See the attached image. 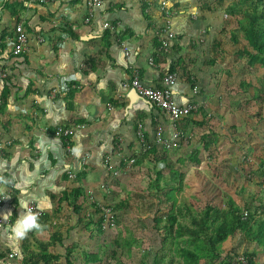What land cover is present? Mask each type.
<instances>
[{
  "label": "crops",
  "instance_id": "0c3cea01",
  "mask_svg": "<svg viewBox=\"0 0 264 264\" xmlns=\"http://www.w3.org/2000/svg\"><path fill=\"white\" fill-rule=\"evenodd\" d=\"M41 1V6L27 7L26 12H21L18 22L6 7L8 18L4 17L5 12L0 18L4 24L0 40L5 38L0 48V64L6 67L9 75L6 84L0 83V95L4 87L13 85L8 88V102L0 117V191L8 195L5 199L0 196V214H12L9 223L0 230V248L6 252L12 247L7 244L11 242L10 225L24 212L19 207L21 203L34 204L43 212L46 216L41 222L43 231L64 207L71 209L72 217L78 222L71 202L62 197L76 190L80 192L83 200L79 203L84 205L85 211L80 209L79 215L91 213L88 208L92 205L88 206L86 200L90 193L95 200L103 197L113 202L122 190V175L132 170V167L126 168L123 159L140 150L137 126H142L149 144L157 126L162 125L166 134L170 133L158 110L143 100L132 104L128 98L131 90L122 89L121 84L131 78L133 70L138 71L143 85L153 88H160L166 74H176L173 94L177 104L198 105L199 110L191 119L196 118L201 124L206 117L204 125L180 123L185 131H194H187L192 142L186 147L204 131L209 134L205 130L209 124V86L202 74L192 69L197 61V45L192 47L190 44L194 40H187L189 34L194 35L198 19L189 18L193 21L190 25L185 19L187 16L178 13L172 19L176 41L172 42L169 52L158 53L155 31L164 20L159 6L165 0H103L102 9L95 12L88 25L84 23L87 17L85 0ZM169 3H176V0ZM180 3L175 7L186 11L182 8L184 3ZM103 21L119 23L120 32L115 37L106 35L101 27ZM20 22L29 37L28 52L15 56L7 41L13 38V28ZM206 29L199 34L206 35ZM38 36L44 39L42 44ZM151 58L152 66L149 64ZM171 68L175 71L170 72ZM202 110L205 113H201ZM73 124L85 126L70 138L71 150L76 146L81 148L79 157L67 154L62 140L53 136L56 129ZM86 155L88 159L82 165ZM146 156L137 157V160L142 162ZM106 157L115 169H119V177L113 178L108 172ZM69 173L75 177L69 178ZM130 184L131 180H127L124 187ZM211 185L217 189L216 184ZM104 192L108 193L106 197ZM145 197L149 199L148 194ZM73 226L70 229L81 227L78 223ZM32 238V249L23 245L28 252L36 251L37 242L47 243L40 237ZM263 253L258 252L256 256Z\"/></svg>",
  "mask_w": 264,
  "mask_h": 264
},
{
  "label": "rangeland",
  "instance_id": "374dc122",
  "mask_svg": "<svg viewBox=\"0 0 264 264\" xmlns=\"http://www.w3.org/2000/svg\"><path fill=\"white\" fill-rule=\"evenodd\" d=\"M35 1L38 3L41 0ZM235 1L224 0L221 8L217 5V0H176V3H184L182 8L186 9L184 15L187 16L185 19H188V23L193 22L190 21L193 20V15H197L194 35L186 36L187 40L193 39L197 45L195 50L197 61L194 64L195 67L192 65V69L194 72L202 74L203 79L208 82L209 118H213L205 128L211 136L209 151L204 150L203 141L199 135L200 142H196L199 139L194 141L184 156L181 153L173 154L176 152H172L170 158L173 160V168L179 171L182 179L170 182L168 186L179 190L178 193L177 191L175 193L178 201L184 197L191 200L200 197L203 202L206 195L202 193V181L207 180L211 184L217 185L218 196L222 198L225 206L228 199L234 200L242 206L244 200L252 192L258 190L261 174L264 173V104H262V102L264 103V65L261 62L262 59L257 60L254 65L246 64L245 60H235L234 57L225 55L213 44L214 38H218L224 50L228 47L227 40L232 34H235L242 44L246 43L245 31L239 27L237 19L224 12L225 8L234 4ZM6 2L23 3L28 8L35 6V2L28 4L24 0H0V18L3 16L1 13L4 12V17L8 18L9 16L4 6ZM170 2L173 3L172 0ZM173 8L177 9L174 4ZM209 9L215 11L211 13ZM242 23L246 28L247 21ZM3 25L0 22V33ZM15 27L16 25L14 30ZM203 29L207 30V34L204 36L199 34ZM43 49L45 50V47ZM234 50L237 48L232 51ZM252 94L261 97L262 101L254 100ZM187 131L194 132L193 129ZM196 131L198 130L196 129ZM195 134L197 135V132ZM191 150L198 151V163L192 159ZM155 170L168 177L169 171L162 163L154 167L152 162L142 160L140 172L132 169L122 175L120 179L122 180V190L120 189L119 196H116L113 202H109L103 197H97V202L116 209L114 212L116 219L110 228L105 227L99 231L96 222L99 221L100 216L95 215L89 229L84 228L83 225L76 229H70L77 224L76 217H72L70 208L64 207L58 216H54L55 219L49 224L47 230L29 233L23 240L11 239V242L7 244L12 247L9 246L7 252L0 248V255L5 257L0 259V264H22L23 257L29 251L27 249H32V236L40 237L45 242H51L50 238L56 231L62 233L64 242L63 245L56 243L51 252L63 256L65 251L61 245L73 248L75 256L72 258V264H86L81 258L83 253L99 254V262L92 264H129L130 259L133 260L131 264H138L141 259L146 264H151V259L159 254L160 244L159 238L151 228L152 221L147 217L155 213L156 203H153L154 207L151 208V211L146 210L147 206L137 209L136 205L139 200L135 194L143 191L142 199L147 200L145 196L148 193L146 191L152 178L156 177ZM127 180H131V184L125 188L124 184ZM162 186L167 187L165 184ZM109 191L112 190L109 189ZM107 194L104 192L105 197ZM119 201L128 202L132 209H117ZM88 210L91 213L85 212L80 215V218L81 216L87 218L89 214H93L92 207H89ZM142 219L144 223H142ZM126 242L131 243L134 252L128 250ZM23 245L30 247L24 248ZM234 250L240 254L242 246L229 239L219 247L220 257L223 258L226 252ZM255 259L256 264H262L264 253L257 255ZM177 261L178 259L175 260V262ZM58 264H66L64 258ZM201 264L206 263L201 262Z\"/></svg>",
  "mask_w": 264,
  "mask_h": 264
},
{
  "label": "trees",
  "instance_id": "16d2710c",
  "mask_svg": "<svg viewBox=\"0 0 264 264\" xmlns=\"http://www.w3.org/2000/svg\"><path fill=\"white\" fill-rule=\"evenodd\" d=\"M30 1L35 2L36 6H41L43 4L42 1L37 3L34 0H24L26 3ZM141 3L143 2L141 1ZM223 3L224 0H217V5L221 8ZM144 5L146 6V4ZM176 5H178V3H176ZM5 7L8 9L10 16L16 18L17 22L20 21L21 12L28 10L27 6L23 3L9 4L6 2ZM213 11L215 10L209 9V12L212 13ZM224 12L227 13L228 16L237 19L239 27L245 31L246 43L242 44L237 36L232 34L227 40L228 47L224 50L222 49L221 41L218 40V38H214L213 44L215 48L221 50L227 56L234 57L235 60H245L246 64L248 63L250 65H254L257 60L259 61L262 59L261 62L264 65V0H236L234 4L227 6ZM245 20L247 21L246 28L243 27L242 23ZM13 33H15V30ZM106 33V35L109 34L108 32ZM74 38L76 41L78 40V38ZM4 40V37L0 40L1 49ZM234 48H237V50L232 51ZM212 64L214 63L212 62ZM174 71V68L170 69V72ZM8 81L9 80L3 81V84H6ZM11 85L12 84L8 85L9 87H4L0 95V117L4 115L9 98L8 88L13 87V85ZM242 87L244 86L242 85ZM68 95L71 96L69 93ZM252 98L262 101L261 97H257L256 95H253ZM262 104L264 103L262 102ZM201 113L205 112L202 110ZM195 119L196 118L192 120L190 116L186 118L184 122H192L195 126L201 127L204 125L206 117L203 118L201 124H198V121ZM210 120L212 121L213 118L210 117L209 121ZM201 139L203 141L204 150H208L211 143L209 141V139H211L210 134L204 132ZM69 143L71 142L69 141ZM189 148L190 147L180 148L181 150L177 149L173 151L176 152L173 154L181 153L184 156L186 150ZM190 152L193 154L192 159L198 163V151L191 150ZM171 156L172 152L168 153L160 148L153 149L149 152L145 158L150 160L154 167L162 163L169 171L168 177H165V174L163 175L162 172H157L155 170L154 173L156 177L152 179L148 188L149 199L143 201L141 196L143 195L142 191L135 194L139 200L136 205L137 209L147 206L148 208H146V210L149 209V211H151V208L154 207L153 203H156V205L154 204L156 207L155 213L150 214L151 216L147 218L151 219V228L159 238L160 250L159 254H156L151 259V264H201V262H205L206 264H216L217 262H219L218 264H229L231 257L239 254L237 250H234L226 252L223 258L220 257L219 247L229 239L242 246V252L240 254L247 256L250 259V264H256V254L258 252H264V191L259 189L252 192V194L244 200L242 206L237 205L231 199H228L225 206L222 198L218 196V191L215 186L209 184V181L203 180L202 193L206 195L203 202L200 200V197L195 198V200L184 197L178 201L175 197V193L176 191L178 193L179 190L168 185H170V182L180 181L182 175L178 170H174L175 168H173ZM141 164L142 162L137 160L133 164L132 169L140 172ZM261 175V180H263L264 173ZM164 184L167 187H163L162 185ZM62 199L71 202L74 214L78 215L77 223L80 226L83 225L86 229L92 226L93 217L100 214V210L95 207L93 214H91L89 218H80L79 214L81 210H85L83 209L84 205L79 203L83 197L78 190H76L74 194L71 193L62 197ZM116 208L131 210L132 206L128 202L119 201ZM115 210L112 209V220L116 219ZM45 219L46 216L42 215L40 217V222H43ZM101 223L102 220H100L99 217V221L96 222L99 231L101 230ZM142 223H144L143 219ZM50 239L51 242L47 243L37 242L36 251L26 253V256L23 257L22 264H58L63 258L66 264H72V258L75 256L73 254L74 249L62 246V233L55 232ZM56 243H62L61 247L64 248L65 255L62 256L61 254L51 252V249L55 248ZM126 246L130 252H134L131 243L129 244V242H126ZM76 255L78 256V254ZM2 257L4 256L0 255V259ZM81 258L86 264L98 263L100 259L99 254L88 253L81 254ZM176 259H178L177 262H175ZM140 261L141 262L138 264H146L142 259ZM132 262L133 260L130 259L129 264ZM262 264H264V260Z\"/></svg>",
  "mask_w": 264,
  "mask_h": 264
},
{
  "label": "built area",
  "instance_id": "2783aa9c",
  "mask_svg": "<svg viewBox=\"0 0 264 264\" xmlns=\"http://www.w3.org/2000/svg\"><path fill=\"white\" fill-rule=\"evenodd\" d=\"M45 1L52 3L56 0ZM170 1L171 0H165L159 6V12L164 20L162 21V24L159 26V28H157L155 31L159 42V46L157 47L158 53H167L171 49L172 42L176 41L177 38L176 34L172 31V19L177 16L178 13L181 15L184 14L182 10L169 8ZM103 5V0H85V11L87 17L85 18L84 23L86 25L90 24L94 18L95 12L101 10ZM192 19L196 20L197 17L193 15ZM120 26L121 25L119 23H113L109 21H103L101 24L102 31L109 32V34H111L113 37H115L117 33L120 32ZM42 41L43 39L39 37L38 42L41 43ZM8 44L11 46V53L15 56L20 55L22 52L28 51L27 36L25 34L22 22L16 25L15 34L13 38L8 40ZM128 55L129 54L126 52V56ZM149 64L151 66L153 65L152 58L150 59ZM7 76L8 74L6 68L4 66H0V82L5 80ZM176 82V74L168 73L162 78L160 88L148 87L142 84L138 71L133 70L131 78L121 84V87L124 91L134 90L142 100L158 110L170 128V133L166 134L165 128L162 125L157 126L152 143L149 144L143 135L142 126H137L136 136L140 150L130 155L129 158L123 159L124 164L127 166L126 168H131L137 160V157L139 158L140 156L148 155V153L153 148H160L169 153L181 148L184 144H187L191 138V134H189V132L183 131L181 129L180 123L184 122L186 118L196 114L199 110V107L197 104L192 103L186 104L184 106L177 104L173 94V88L175 87ZM76 128L83 129L84 126H79ZM74 131V128H58L54 135L56 138L67 139L73 135ZM66 151L69 155H73L69 145H66ZM86 159H88V155H86L82 160V165L85 164ZM109 162L110 160L107 157L105 159V164L107 165L109 172H111L113 178L119 177V169H115ZM68 175L69 178H74L73 174L70 173ZM259 188L261 191H264V179L260 181ZM87 200L90 201L93 209L96 207L100 210L99 216L100 220H102L101 230H103L105 227L110 228L111 225H113V221H115L111 219L112 208L97 202L92 193L88 194ZM28 206L34 211H38L40 217L42 216L41 210L38 209L36 205L28 204ZM8 223V220H0V230H2ZM229 264H250V259L243 254H238L231 257Z\"/></svg>",
  "mask_w": 264,
  "mask_h": 264
},
{
  "label": "clouds",
  "instance_id": "9594fccd",
  "mask_svg": "<svg viewBox=\"0 0 264 264\" xmlns=\"http://www.w3.org/2000/svg\"><path fill=\"white\" fill-rule=\"evenodd\" d=\"M172 2H173V0H172ZM174 5H176V3H173ZM173 4H170V7H172L173 8ZM183 12H184V14H185V12L186 11H184L183 10ZM196 17H197V15H195ZM24 28V27H23ZM24 31H25V34H26V36H27V41H28V43H29V37H28V34H27V32H26V30L24 29ZM15 34V33H14ZM14 34H13V36H14ZM37 38H39V36L37 37ZM40 38H42V37H40ZM43 39V38H42ZM44 42V39H43V41L40 43V44H42ZM193 43V44H192ZM7 44H8V41H7ZM9 45V44H8ZM191 45L192 46H194V45H196V42L195 41H193V42H191ZM10 46V45H9ZM11 47V46H10ZM12 50V49H11ZM28 50V49H27ZM28 51H25V52H22L20 55H22L23 53H27ZM20 55H18V56H20ZM0 66H3L2 64H0ZM5 67V66H4ZM6 68V67H5ZM7 70V69H6ZM7 74H8V72H7ZM170 74V73H169ZM171 74H174V73H171ZM9 76V75H8ZM8 76H7V78L5 79V80H7L8 79ZM5 80H3V81H5ZM3 81H1V82H3ZM0 82V83H1ZM68 86H65V88H67ZM54 92V91H53ZM52 92V93H53ZM68 93V92H67ZM56 94V93H55ZM51 95V94H50ZM142 100V99H141ZM144 101V100H143ZM148 104V103H147ZM79 126H84V125H75V124H73V125H71V126H63V127H60V128H74L75 129V131H74V133L76 132V131H78V130H84L85 129V126H84V128L83 129H80V128H76V127H79ZM183 126H181V129L183 130V131H185V129L184 128H182ZM57 130V129H56ZM56 130L53 132V136L55 137V132H56ZM73 133V134H74ZM72 137V135L70 136V137H68L67 139L66 138H58V139H60V140H62V143H63V145H65V147H66V145H69L70 143H69V141H70V138ZM56 138V137H55ZM66 142V143H65ZM192 141H188V143L187 144H184L182 147H181V149H183L184 147H186L187 145H189L190 143H191ZM180 149V148H179ZM180 149V150H181ZM177 150V149H176ZM72 154L74 155V156H76V157H79V155H80V153H81V148H80V146H76V147H73L72 148ZM175 151V150H174ZM179 151V150H178ZM171 152H173V151H171ZM68 154V153H67ZM149 154V153H148ZM107 158V157H106ZM136 162V161H135ZM109 172V171H108ZM109 173H111V172H109ZM70 174V173H69ZM75 177V176H74ZM260 189V188H259ZM0 196H2V199H5V198H8V195H5V194H3V192L2 191H0ZM83 200V199H82ZM86 200H87V198H86ZM87 202L91 205V203L87 200ZM19 207L21 208V209H23L24 210V212H23V214L22 215H20V216H18V217H16V219H15V222L14 223H12L11 225H10V238L11 239H13V240H17V241H19V240H23V239H25V238H27V236H28V234L29 233H34V232H36V233H38V232H41V231H43V228H44V226L42 225V223L40 222V216H39V214H38V211H34L32 208H30L29 206H28V204L27 203H21L20 205H19ZM38 208V207H37ZM39 209V208H38ZM42 212V211H41ZM42 215H43V212H42ZM12 216V214H11V212H9V213H6V214H0V220H4V221H7L10 217Z\"/></svg>",
  "mask_w": 264,
  "mask_h": 264
},
{
  "label": "water",
  "instance_id": "95a60500",
  "mask_svg": "<svg viewBox=\"0 0 264 264\" xmlns=\"http://www.w3.org/2000/svg\"><path fill=\"white\" fill-rule=\"evenodd\" d=\"M130 102L133 104L138 100H141V98L135 93L134 90H131L129 96H128Z\"/></svg>",
  "mask_w": 264,
  "mask_h": 264
}]
</instances>
